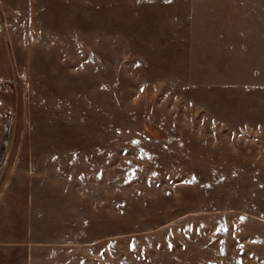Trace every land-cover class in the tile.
Masks as SVG:
<instances>
[{"label":"rangeland","instance_id":"obj_1","mask_svg":"<svg viewBox=\"0 0 264 264\" xmlns=\"http://www.w3.org/2000/svg\"><path fill=\"white\" fill-rule=\"evenodd\" d=\"M0 79V264H264V0H0Z\"/></svg>","mask_w":264,"mask_h":264},{"label":"built area","instance_id":"obj_2","mask_svg":"<svg viewBox=\"0 0 264 264\" xmlns=\"http://www.w3.org/2000/svg\"><path fill=\"white\" fill-rule=\"evenodd\" d=\"M11 86L10 80L0 79V92L5 91ZM9 119L12 118L11 114L8 116Z\"/></svg>","mask_w":264,"mask_h":264}]
</instances>
